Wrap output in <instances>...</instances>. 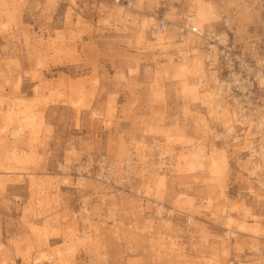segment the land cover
Instances as JSON below:
<instances>
[{
  "label": "rangeland",
  "instance_id": "rangeland-1",
  "mask_svg": "<svg viewBox=\"0 0 264 264\" xmlns=\"http://www.w3.org/2000/svg\"><path fill=\"white\" fill-rule=\"evenodd\" d=\"M195 14L264 57V0H0V264H264L253 126L188 88L222 73Z\"/></svg>",
  "mask_w": 264,
  "mask_h": 264
},
{
  "label": "built area",
  "instance_id": "built-area-1",
  "mask_svg": "<svg viewBox=\"0 0 264 264\" xmlns=\"http://www.w3.org/2000/svg\"><path fill=\"white\" fill-rule=\"evenodd\" d=\"M192 27L184 28L183 32L205 41V60L212 69L219 68L222 72L215 82L218 94L222 93L224 98L232 101L241 121L251 117L256 139L249 146L248 154L264 170V57L259 61L246 58L241 48L227 35L213 32L202 34L198 28ZM183 52L178 51L179 55ZM251 151H256L257 155Z\"/></svg>",
  "mask_w": 264,
  "mask_h": 264
},
{
  "label": "bare ground",
  "instance_id": "bare-ground-1",
  "mask_svg": "<svg viewBox=\"0 0 264 264\" xmlns=\"http://www.w3.org/2000/svg\"><path fill=\"white\" fill-rule=\"evenodd\" d=\"M202 14V13H201ZM201 14H199V15H193V16H190L189 17V20L190 21H193V27L192 28H198L199 30H200V32L203 34V30H202V28H201V26H196L195 25V23H197V24H199V21H198V19H199V16H200V19L201 20H203L205 23H204V25L205 26H210V24H209V22H207V20H206V18H205V16L204 15H201ZM191 28V29H192ZM212 28V27H211ZM197 29V30H198ZM208 29V28H207ZM189 35H192V34H189ZM188 35V36H189ZM192 36H194V35H192ZM195 37V36H194ZM157 38V37H156ZM159 38V37H158ZM188 38H190V36L188 37ZM193 38V37H192ZM196 38V37H195ZM222 38H225V37H223L222 36ZM158 40V39H157ZM193 42V41H192ZM180 45H182V44H180ZM185 47V46H184ZM184 47H181V48H179L180 49V51H183V50H181V49H185ZM187 48V47H186ZM185 50H187V49H185ZM195 51V50H194ZM190 54H189V52L185 55V56H183L182 57V59H180L181 61H180V63L178 62V75L180 76V77H185L186 76V74L188 75V74H191V73H193L194 71H197V73L200 71V70H195L196 69V64L194 63V62H190L188 59V56H189ZM195 55V54H194ZM172 60V59H171ZM216 61V60H215ZM197 69H199L198 67H197ZM204 72V71H203ZM176 75H177V73H176ZM178 76V77H179ZM206 76V75H205ZM183 79V78H182ZM186 79V78H185ZM203 79L204 78H202V77H199L198 78V83L197 84H195V85H189L188 86V88L189 89H191L193 92H195L197 95H199V94H201L203 91H204V97L203 98H199L200 100H201V102L203 103V104H206L207 105V107L209 106V107H211V109H212V111H213V113H214V115H215V117L217 118V120H219L220 121V119H224L227 123V130H228V133L229 134H233L234 132H235V130H236V125L234 124V122H230V118H229V112H228V110H227V107H226V104H227V101L226 100H223V99H221V98H224V96H223V94L222 93H220V94H218V92H217V89L215 88L213 91L211 90V88H209V89H207V88H205L206 89V91L204 90V88L202 87V85H204V83H202L203 82ZM205 80V79H204ZM215 82H217V79H216V77L214 78V84H215ZM214 88V87H213ZM209 90V91H208ZM214 92H215V94H214ZM15 114V113H14ZM232 115H233V117L234 116H236L235 115V113H232ZM22 117V119H24V121L25 122H27V124H26V126L27 125H30V127L33 129V131H34V120L28 115V117H27V115H22L21 116ZM236 118V117H235ZM245 120L246 121H243L242 123H248V124H253L252 123V120H251V117L249 116V117H246L245 118ZM234 121V120H233ZM25 124V123H24ZM19 129H20V131L23 129L21 126L19 127ZM31 131V130H30ZM35 132V131H34ZM34 132H32L31 134H33ZM29 135V134H28ZM255 136H254V138L253 139H247V141H248V145H247V147H249V146H252L254 143H255V139H256V134H254ZM18 137H19V135H18ZM197 146H199V144L197 145ZM16 149V148H15ZM11 150V149H10ZM14 150V149H13ZM17 150V149H16ZM20 151V150H19ZM263 151V150H262ZM251 152H253V154L254 155H257V152L256 151H251ZM14 153H15V150H14ZM22 153H24V152H22ZM197 153H198V155H199V157L198 158H201L202 160H201V162L198 164V166L196 167V169L197 168H203V166H205V160L203 159L204 158V156L206 155V152L205 151H203L201 148H199L198 147V149H197ZM12 154V153H11ZM16 155V154H15ZM14 156V155H13ZM193 158V157H192ZM204 160V161H203ZM212 162H210L211 163V166H212V168H217L218 167V165H217V163H216V161L217 160H211ZM164 164V163H163ZM254 164H256V165H258L256 162H254ZM254 164H253V166H254ZM163 166V165H162ZM264 187V186H263ZM162 208V207H161ZM160 210V209H159ZM162 210V209H161ZM231 219H228L227 220V223H228V225L230 226L231 225ZM41 258V257H40ZM42 260V259H41ZM36 261H38V260H36ZM35 261V262H36ZM41 263V262H40Z\"/></svg>",
  "mask_w": 264,
  "mask_h": 264
}]
</instances>
